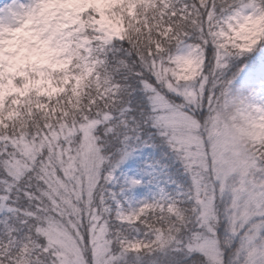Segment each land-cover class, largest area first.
<instances>
[{"label": "snow or ice", "instance_id": "6c2138e0", "mask_svg": "<svg viewBox=\"0 0 264 264\" xmlns=\"http://www.w3.org/2000/svg\"><path fill=\"white\" fill-rule=\"evenodd\" d=\"M0 264H264V0L0 7Z\"/></svg>", "mask_w": 264, "mask_h": 264}, {"label": "rangeland", "instance_id": "374dc122", "mask_svg": "<svg viewBox=\"0 0 264 264\" xmlns=\"http://www.w3.org/2000/svg\"><path fill=\"white\" fill-rule=\"evenodd\" d=\"M10 3V0H0V7H5ZM219 151L222 160L227 163L231 159L230 154L233 152L232 138L225 137L219 142Z\"/></svg>", "mask_w": 264, "mask_h": 264}, {"label": "clouds", "instance_id": "9594fccd", "mask_svg": "<svg viewBox=\"0 0 264 264\" xmlns=\"http://www.w3.org/2000/svg\"><path fill=\"white\" fill-rule=\"evenodd\" d=\"M233 152L230 154L229 158L233 159L237 154H243L245 142L241 140L238 136L232 137Z\"/></svg>", "mask_w": 264, "mask_h": 264}]
</instances>
